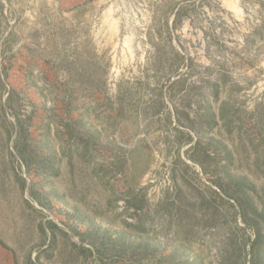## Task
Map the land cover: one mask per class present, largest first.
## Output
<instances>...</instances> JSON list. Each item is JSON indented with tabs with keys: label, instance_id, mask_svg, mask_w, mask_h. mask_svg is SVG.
<instances>
[{
	"label": "rangeland",
	"instance_id": "rangeland-1",
	"mask_svg": "<svg viewBox=\"0 0 264 264\" xmlns=\"http://www.w3.org/2000/svg\"><path fill=\"white\" fill-rule=\"evenodd\" d=\"M120 261L264 264V0H0V264Z\"/></svg>",
	"mask_w": 264,
	"mask_h": 264
},
{
	"label": "crops",
	"instance_id": "crops-1",
	"mask_svg": "<svg viewBox=\"0 0 264 264\" xmlns=\"http://www.w3.org/2000/svg\"><path fill=\"white\" fill-rule=\"evenodd\" d=\"M14 69H12L13 74L14 72L16 73ZM27 71L28 68L26 67V69L22 68L20 72L27 73ZM40 71H43L46 75H50L51 78L49 81L53 80L54 70L51 66L41 62ZM20 72L18 74H20ZM46 87L47 84H45V88ZM29 90L35 92V88H30ZM40 94L41 93L39 92L38 100H44L47 103V107L43 106L42 108L36 110V116L33 117L32 126L29 128V131L31 132L30 135L32 137L38 134H42L44 137L46 128L48 126L47 124L49 123L51 126H53V123L57 125L59 124L57 121H60L61 126L64 125L67 128H71L75 125H79L78 127L83 128L86 127V134L85 132L78 131V133L73 138H71V140L68 139V141L75 143L74 139L76 138V142H78L80 137L83 138V140H88V137L90 136L89 130L91 129V122L89 120L88 113L90 112L91 108L95 107V105L98 103L93 99L94 95L100 97V94L97 90L91 91L89 95H84L78 100H76V98L71 94H65L64 96H59L57 94L40 96ZM84 135H87L88 137L86 136V138ZM80 147L82 146L80 145ZM116 264L127 263L120 261Z\"/></svg>",
	"mask_w": 264,
	"mask_h": 264
}]
</instances>
